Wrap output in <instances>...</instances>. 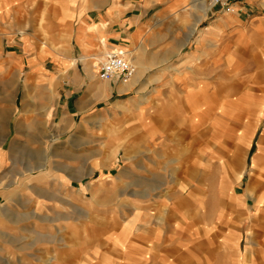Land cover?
Wrapping results in <instances>:
<instances>
[{
	"label": "crops",
	"instance_id": "crops-1",
	"mask_svg": "<svg viewBox=\"0 0 264 264\" xmlns=\"http://www.w3.org/2000/svg\"><path fill=\"white\" fill-rule=\"evenodd\" d=\"M234 7L235 11L221 14L203 0H49L54 36L44 47L29 36L23 37L19 29L23 27V0H0V10L13 8L9 28L15 37L7 44L14 63L23 68L26 58L33 75L55 81L51 86H34L45 91L40 95L42 101L53 97L46 112L52 107L61 139L71 133L77 116L101 103L120 107L128 102L137 107L130 112L150 143L169 138L165 124L178 122L171 121L169 115L180 116L184 110L191 115L192 128L182 133L196 144L191 153L197 155L195 166H243L246 171L243 159L235 164L219 161L221 153L227 154L228 161L229 149L221 147V133L215 125L222 112L229 120L235 115L249 117L245 134H239L245 139L241 149L251 150L249 175L242 189L237 184L243 168L240 178L223 183L224 187L215 179L211 185L219 191L210 195L205 194L203 182L183 194L181 183L167 192V184L157 186L153 179L148 186L151 190H147L146 213L138 208L121 228L99 230L100 244L84 246L89 254L85 264H264V128L259 131L264 115V0H238ZM211 14L212 22L204 26ZM221 26L227 28L225 35L219 32ZM156 27L164 28L163 35ZM111 48L122 49L132 64L140 65L131 83L100 77L93 61ZM243 51L250 53L242 55ZM47 60L55 69L47 67ZM144 72L154 75L152 85L160 92L158 99H124L138 86ZM239 74L244 78L245 99L238 109L235 99H225L226 109L221 110V86L236 83L234 76ZM221 76L228 82H221ZM256 86L258 93L252 91ZM156 107L159 111L164 108L159 114L164 118L158 117L157 123ZM106 108L105 114H110L112 109ZM161 122L162 128H158ZM147 161L151 164L150 157ZM63 183L68 188L72 185L68 180ZM188 204L194 222L188 221ZM91 232L86 236L92 237ZM42 250L51 254L43 263L53 264L60 248L49 245ZM70 250L73 248L68 246Z\"/></svg>",
	"mask_w": 264,
	"mask_h": 264
},
{
	"label": "rangeland",
	"instance_id": "rangeland-1",
	"mask_svg": "<svg viewBox=\"0 0 264 264\" xmlns=\"http://www.w3.org/2000/svg\"><path fill=\"white\" fill-rule=\"evenodd\" d=\"M237 1L229 0L234 9L228 11L221 3L205 0L221 14L235 11L234 3ZM48 7L49 0H23V27L19 28L23 37L29 36L33 42H39L44 47L51 44L54 36ZM12 12L13 8L0 10V264H44L45 257L51 254L42 249L49 245L60 248L54 255L53 264H85L88 253L84 252V246L100 244L99 230L121 228L125 219H131L134 210L146 213L144 207L151 190L148 186L153 179L157 186L167 184L170 187L167 192L181 183L183 194H187L198 184L203 185L205 194L210 195L219 191L211 185L215 179L224 187L223 183L240 178L238 173L243 166H195L197 155L191 153L196 144H192L193 139H187L182 133L192 128L191 115L184 110L180 116L169 113L171 121H178L175 124L163 122L169 138L150 143L143 127L137 124L135 115L130 112L137 107L129 106L128 102L120 107L115 103H106L109 104L106 107H114L110 114H105L106 104L101 103L91 112L77 116L71 133L61 139L57 135L60 129L53 120L52 107L49 113L46 112L47 106L53 105V97L42 101L40 95L45 91H39L34 86L37 83L51 86L55 81L33 75L26 58L23 68L18 67L8 52L7 40L15 37L9 28ZM213 18L211 14L204 26L209 25ZM218 29L220 34H226L225 26ZM156 31L163 35L164 28L156 27ZM200 32L201 28L197 33ZM58 44V47L63 46V43ZM145 45L148 44L145 42ZM112 49L115 48L108 51ZM241 53L249 55L250 52ZM103 60L104 57L94 60L95 67L100 69ZM46 65L51 70L55 69L49 60ZM133 65L131 76L126 80L119 79L121 83L129 84L137 75L141 67L136 61ZM234 77L236 83L221 86V110L226 109L223 105L225 99H235L236 109L245 99L244 78L240 74ZM153 79L152 72L142 73L140 81L136 82L138 86L123 98L144 102L158 99L160 92L156 91L157 86L153 87ZM98 80L102 79L99 77ZM220 80L228 82L227 77L221 76ZM150 82V87H145ZM252 91L258 93L260 88L253 87ZM136 100L133 101L138 105ZM159 109L155 108L156 123L158 117L164 118V114L159 116L164 108ZM248 118L235 115L229 120L228 115L222 112L219 123L215 125L221 133V147L229 149L228 161H225L227 154L224 153H221L219 161L235 164L243 159L247 166L238 180V189L246 184L251 165V150L241 149L245 140L241 136L245 134ZM227 120L230 122L227 123ZM156 126L162 128V122ZM199 128L207 129L206 126ZM263 128L264 115L259 131ZM149 157L151 164L147 161ZM67 180L72 183L70 188L63 183ZM82 184L86 187L84 191H80ZM191 208L189 204L186 206L188 221L194 222ZM90 231L93 235L87 237ZM68 246L73 250L68 252ZM23 250L26 253L23 254Z\"/></svg>",
	"mask_w": 264,
	"mask_h": 264
},
{
	"label": "built area",
	"instance_id": "built-area-1",
	"mask_svg": "<svg viewBox=\"0 0 264 264\" xmlns=\"http://www.w3.org/2000/svg\"><path fill=\"white\" fill-rule=\"evenodd\" d=\"M214 4L221 3L228 11L234 9L229 0H211ZM134 71V65L126 58L122 49L107 51L100 66V77L104 80L123 79L126 80Z\"/></svg>",
	"mask_w": 264,
	"mask_h": 264
},
{
	"label": "bare ground",
	"instance_id": "bare-ground-1",
	"mask_svg": "<svg viewBox=\"0 0 264 264\" xmlns=\"http://www.w3.org/2000/svg\"><path fill=\"white\" fill-rule=\"evenodd\" d=\"M203 2L205 3V0H203Z\"/></svg>",
	"mask_w": 264,
	"mask_h": 264
}]
</instances>
